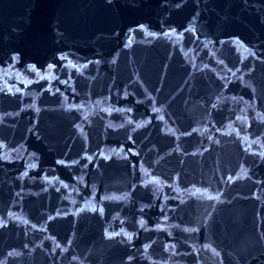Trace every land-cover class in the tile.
Returning <instances> with one entry per match:
<instances>
[{
	"label": "water",
	"instance_id": "water-1",
	"mask_svg": "<svg viewBox=\"0 0 264 264\" xmlns=\"http://www.w3.org/2000/svg\"><path fill=\"white\" fill-rule=\"evenodd\" d=\"M0 264H264V0H0Z\"/></svg>",
	"mask_w": 264,
	"mask_h": 264
},
{
	"label": "snow or ice",
	"instance_id": "snow-or-ice-1",
	"mask_svg": "<svg viewBox=\"0 0 264 264\" xmlns=\"http://www.w3.org/2000/svg\"><path fill=\"white\" fill-rule=\"evenodd\" d=\"M53 67L52 65H49V68ZM43 78V77H42Z\"/></svg>",
	"mask_w": 264,
	"mask_h": 264
}]
</instances>
